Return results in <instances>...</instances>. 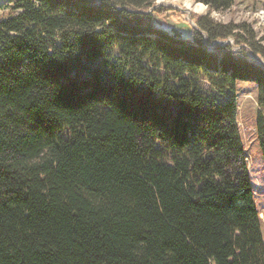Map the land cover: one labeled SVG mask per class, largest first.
<instances>
[{
    "label": "trees",
    "instance_id": "obj_1",
    "mask_svg": "<svg viewBox=\"0 0 264 264\" xmlns=\"http://www.w3.org/2000/svg\"><path fill=\"white\" fill-rule=\"evenodd\" d=\"M152 2H0V264H264L235 97L264 160V36Z\"/></svg>",
    "mask_w": 264,
    "mask_h": 264
},
{
    "label": "rangeland",
    "instance_id": "obj_2",
    "mask_svg": "<svg viewBox=\"0 0 264 264\" xmlns=\"http://www.w3.org/2000/svg\"><path fill=\"white\" fill-rule=\"evenodd\" d=\"M262 3L263 0H234L229 8L209 11L207 5L201 1L153 0L152 7L160 10L155 14V17L162 28L168 31L171 29L180 30L182 35L186 37H191L190 34L194 28L191 22H194V17L209 13L214 20L220 22L250 23L256 32V38H260L264 36V23H261L258 15ZM2 12V9H0V14ZM232 38L228 37L231 43H233ZM262 43L264 44V39H262ZM208 47L211 49L213 43L209 44ZM236 48L237 46L232 47L233 50H236ZM249 58L256 61L255 57L250 54ZM235 97L238 105L237 124L247 156V170L253 187L255 205L261 218V234L264 242V160L256 132L258 114L257 84L248 80L237 81Z\"/></svg>",
    "mask_w": 264,
    "mask_h": 264
},
{
    "label": "water",
    "instance_id": "obj_3",
    "mask_svg": "<svg viewBox=\"0 0 264 264\" xmlns=\"http://www.w3.org/2000/svg\"><path fill=\"white\" fill-rule=\"evenodd\" d=\"M191 21H192V20H191ZM191 23H192V26H193L194 28H197L193 21H192ZM172 30L175 31L176 29H172ZM227 41H229V42L231 43V41H230L229 39H226V40H223V41H218V43H220V44H224V43H226ZM231 44H232V43H231ZM255 59H256L257 62H260V63H263V64H264V60H263L261 57H258V56L256 57V56H255Z\"/></svg>",
    "mask_w": 264,
    "mask_h": 264
},
{
    "label": "built area",
    "instance_id": "obj_4",
    "mask_svg": "<svg viewBox=\"0 0 264 264\" xmlns=\"http://www.w3.org/2000/svg\"><path fill=\"white\" fill-rule=\"evenodd\" d=\"M261 7L262 8L260 9V12L258 15L260 17L261 23H264V0H263Z\"/></svg>",
    "mask_w": 264,
    "mask_h": 264
}]
</instances>
